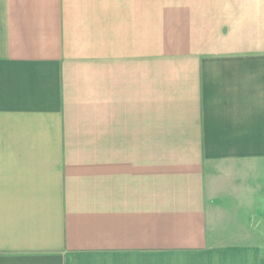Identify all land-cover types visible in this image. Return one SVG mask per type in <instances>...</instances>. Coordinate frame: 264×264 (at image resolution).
I'll return each mask as SVG.
<instances>
[{
    "label": "crops",
    "instance_id": "1",
    "mask_svg": "<svg viewBox=\"0 0 264 264\" xmlns=\"http://www.w3.org/2000/svg\"><path fill=\"white\" fill-rule=\"evenodd\" d=\"M0 264H264V0H0Z\"/></svg>",
    "mask_w": 264,
    "mask_h": 264
}]
</instances>
